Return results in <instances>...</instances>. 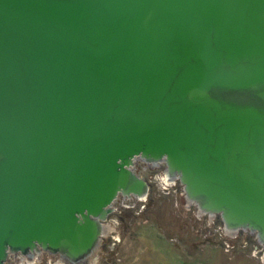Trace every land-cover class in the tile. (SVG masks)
I'll use <instances>...</instances> for the list:
<instances>
[{
	"label": "water",
	"instance_id": "obj_1",
	"mask_svg": "<svg viewBox=\"0 0 264 264\" xmlns=\"http://www.w3.org/2000/svg\"><path fill=\"white\" fill-rule=\"evenodd\" d=\"M137 161L264 247V0H0V264H94Z\"/></svg>",
	"mask_w": 264,
	"mask_h": 264
},
{
	"label": "rangeland",
	"instance_id": "obj_2",
	"mask_svg": "<svg viewBox=\"0 0 264 264\" xmlns=\"http://www.w3.org/2000/svg\"><path fill=\"white\" fill-rule=\"evenodd\" d=\"M143 166L136 172L154 180ZM155 173L158 181L145 201L109 217L94 264H264L255 236H225L222 221L188 206L179 182L168 184L161 170ZM35 264L63 263L44 255Z\"/></svg>",
	"mask_w": 264,
	"mask_h": 264
},
{
	"label": "flooded vegetation",
	"instance_id": "obj_3",
	"mask_svg": "<svg viewBox=\"0 0 264 264\" xmlns=\"http://www.w3.org/2000/svg\"><path fill=\"white\" fill-rule=\"evenodd\" d=\"M140 165H144L143 166V169L144 170H149L150 172H151V176L150 177H152V179H154V180H151L149 177H147V178H144L142 175H140V176H142L144 179H146L148 182H149V184H150V191H151V189H152V187H153V184L154 183H156L157 181H158V178H157V176L155 177V175H157L155 172L156 171H158V170H161V172L164 174V164H160L158 167H155V168H153L152 166H149V165H147V164H145V163H143V162H141V161H137V162H135V170H137V168H138V166H140ZM138 174V173H137ZM139 175V174H138ZM163 182V181H162ZM149 194H150V192H149ZM149 196V195H148ZM148 198V197H147ZM143 201H145V200H138V199H136L135 197H133L132 199H124L123 198V196H119V198L115 201V203H114V210L109 214V217L112 215V214H119L120 215V213H122V210L124 209V208H128V207H134V206H136V204L138 203V202H143ZM116 202H118V203H116ZM193 205H191L190 207H192ZM194 207V206H193ZM109 217H108V219H109ZM220 220V218L218 217V216H216L215 218H214V221L216 222L217 220ZM221 221V220H220ZM107 222H108V220H107ZM240 234H243V235H246L247 237H246V240L247 241H250L251 239L249 238V237H251V236H254V235H252V234H250L249 232H246V231H240L236 236H235V238H238V237H240L241 235ZM225 235V234H224ZM226 236V235H225ZM229 237H234V236H229ZM241 238V237H240ZM233 239V238H232ZM230 242H231V240H230ZM256 243H257V245H259V246H261V252L263 253V251L262 250H264V247L262 246V245H260L259 243H258V241L256 240ZM103 245V244H102ZM102 247V246H101ZM264 254V253H263ZM11 262H15V260L14 259H12V260H10Z\"/></svg>",
	"mask_w": 264,
	"mask_h": 264
},
{
	"label": "bare ground",
	"instance_id": "obj_4",
	"mask_svg": "<svg viewBox=\"0 0 264 264\" xmlns=\"http://www.w3.org/2000/svg\"><path fill=\"white\" fill-rule=\"evenodd\" d=\"M164 179V178H163ZM164 181L166 182V179H164ZM166 183H168V182H166Z\"/></svg>",
	"mask_w": 264,
	"mask_h": 264
}]
</instances>
